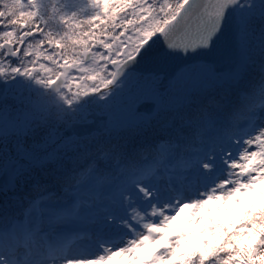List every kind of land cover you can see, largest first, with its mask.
<instances>
[{
    "label": "snow or ice",
    "instance_id": "6c2138e0",
    "mask_svg": "<svg viewBox=\"0 0 264 264\" xmlns=\"http://www.w3.org/2000/svg\"><path fill=\"white\" fill-rule=\"evenodd\" d=\"M0 176V264H264V0H0Z\"/></svg>",
    "mask_w": 264,
    "mask_h": 264
},
{
    "label": "water",
    "instance_id": "95a60500",
    "mask_svg": "<svg viewBox=\"0 0 264 264\" xmlns=\"http://www.w3.org/2000/svg\"><path fill=\"white\" fill-rule=\"evenodd\" d=\"M225 39L226 41L223 42L222 39ZM228 33L227 30H225V33L222 34L216 41L215 46L210 52L202 53L201 55H191L188 57H180L176 56L179 59V66L174 69L171 73H166L165 68H159L156 64H151V65H145V61H143L139 66H138V71L143 72V73H157L161 75V77L165 78V83H167V78L171 77L174 73L180 71L185 64H190V63H204V62H212V61H217L219 64L217 65L218 67H224V61L228 56ZM163 56L167 57L166 55H159L158 57ZM226 56V57H225ZM156 57V58H158ZM202 59H206L207 61H201ZM152 60V59H149ZM83 131L79 132H84L87 131V129H82ZM6 177L0 176V183L1 185L5 183Z\"/></svg>",
    "mask_w": 264,
    "mask_h": 264
},
{
    "label": "rangeland",
    "instance_id": "374dc122",
    "mask_svg": "<svg viewBox=\"0 0 264 264\" xmlns=\"http://www.w3.org/2000/svg\"><path fill=\"white\" fill-rule=\"evenodd\" d=\"M46 2H48V0H46ZM71 2L74 4H77V5H83V4H86L87 0H82V1L71 0ZM142 111H143V109H142ZM185 212H187V210H185ZM184 219H187V216L185 215V213H181L180 216H178L175 220L170 222V225L168 226V227H170V230L168 228H166L164 233H167L170 236L172 234L177 233L178 231H181L185 227V225L183 224ZM160 240H157V241H160ZM157 241H153L154 244L151 243L150 246H152V245L156 246L155 243H157ZM162 241L164 242L165 240H162ZM139 251H140V249L138 250V252ZM111 264H124V262L123 261H113V262H111ZM165 264H167V262H165Z\"/></svg>",
    "mask_w": 264,
    "mask_h": 264
},
{
    "label": "bare ground",
    "instance_id": "6f19581e",
    "mask_svg": "<svg viewBox=\"0 0 264 264\" xmlns=\"http://www.w3.org/2000/svg\"><path fill=\"white\" fill-rule=\"evenodd\" d=\"M223 42L226 41L224 38L222 39ZM226 57V56H225ZM227 63V58L224 61V64L226 65ZM151 64H156L159 68H165L166 73H171L172 71H174L175 68H177L180 64H179V59L175 56H167V57H163L160 56L158 58H154L152 60L147 59L145 61V65H151ZM1 185V183H0Z\"/></svg>",
    "mask_w": 264,
    "mask_h": 264
},
{
    "label": "trees",
    "instance_id": "16d2710c",
    "mask_svg": "<svg viewBox=\"0 0 264 264\" xmlns=\"http://www.w3.org/2000/svg\"><path fill=\"white\" fill-rule=\"evenodd\" d=\"M155 135H156V132L155 131L148 130L147 133H146L145 139L151 140ZM52 167H55V165L53 164ZM0 196H2V194H0ZM259 206L260 205H258V207ZM192 248H193V241L192 240H189V243H188L187 247H185L184 250L185 251H190V250H192Z\"/></svg>",
    "mask_w": 264,
    "mask_h": 264
}]
</instances>
